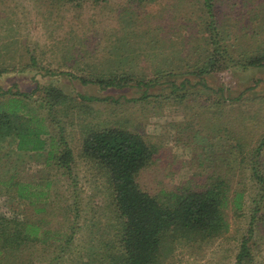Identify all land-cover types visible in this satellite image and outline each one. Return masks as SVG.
Segmentation results:
<instances>
[{
	"label": "rangeland",
	"instance_id": "obj_1",
	"mask_svg": "<svg viewBox=\"0 0 264 264\" xmlns=\"http://www.w3.org/2000/svg\"><path fill=\"white\" fill-rule=\"evenodd\" d=\"M205 3L0 0V88L31 94L28 105L33 108L40 96L43 100L45 87L60 90L66 99L54 108L56 120L53 126L49 118V131L59 139L58 127L64 128L75 158L68 174L47 162L46 151L18 157L8 155L14 147L11 139L0 142V171L42 188L50 183L43 188L46 204L0 196L1 217L37 222L43 232L49 231L46 243L24 247L17 264H88L101 252V234L111 232L116 219L111 190L103 172L79 157L84 130L99 124L139 130L155 144L154 164L139 179L150 190L203 184L210 173L224 168L230 169L233 189L244 193V208L235 210L230 204L226 211L227 234L210 242H176L164 264H235L245 238H251L252 264H264V190L244 158L264 134V67H228L220 59L210 63V73L193 74L211 54V36L234 59L264 55V0H212L214 18L207 15ZM215 20L218 31L211 25ZM185 73L194 86L184 103L155 96L137 100L142 90L133 84L155 77L167 81L170 75L182 79ZM121 77L130 86L80 82ZM167 86H156L152 93L167 91ZM42 115L47 113L42 110ZM226 125L232 135L221 132ZM238 135L241 148L233 140ZM50 136L42 137L49 143ZM42 206L46 211H35Z\"/></svg>",
	"mask_w": 264,
	"mask_h": 264
},
{
	"label": "trees",
	"instance_id": "obj_2",
	"mask_svg": "<svg viewBox=\"0 0 264 264\" xmlns=\"http://www.w3.org/2000/svg\"><path fill=\"white\" fill-rule=\"evenodd\" d=\"M205 2L207 15L214 18L212 0ZM215 22L216 20L212 21L211 25L217 30ZM209 42L212 51L208 60L193 72L198 77L210 73L213 68L210 63L220 59L228 67H264V55L238 60L215 37L211 36ZM185 75L188 74L180 75L182 79L170 75L173 78L162 82L155 77L142 80L132 87L142 90V95L137 100L155 96L166 101L174 98L184 103L190 93V86H194L192 78ZM1 76L3 73H0ZM80 82L101 88L130 86L123 83L122 77L80 79ZM164 84L168 85L167 91L157 89L163 92L156 95L152 93L156 86L161 87ZM38 90L42 93V88ZM43 93V100L40 96L39 104L33 108L28 105L33 97L31 94L0 88V142L11 139L14 147L8 155L16 154L18 157L23 153L46 151L47 162L52 160L58 168L69 174L75 158L66 136L63 135L64 128L58 127L60 135L56 139L55 133L52 135L53 132L49 131L51 127L48 124L50 117V121H54L52 125L55 124L54 108L62 104L66 97L53 86L45 87ZM80 97L87 101H101L93 96ZM42 110L47 113L46 116L42 115ZM220 130L232 135L229 125L220 127ZM48 133L51 136L49 143H46L42 136ZM82 139L79 157L93 163L103 172L111 190L110 202L116 216L115 222L111 224V232L105 231L101 234V243L97 246L101 252L96 251L95 260H90L88 264H164L176 242L203 243L222 238L230 229L226 212L229 205L232 204L235 210L244 208V193L233 189L228 178L230 169L223 168L210 173L203 184L182 182L172 189L162 187L156 190L144 187L139 179L142 172L154 164L158 150L139 130L99 124L96 127H87ZM233 140L241 148V136H234ZM248 153L244 158H247L252 177L259 184L260 190H264V134ZM224 160L222 158L221 161ZM44 186L49 188L50 183ZM43 188L39 184L20 180L15 173L8 175L0 171V196L10 195L27 200L31 205L46 204L48 193ZM258 210V206L253 209V221ZM35 211L43 212L46 208L42 206ZM48 233L49 231L43 232L41 224L37 222L0 216V264L8 263L12 259L13 264H17L16 259L19 257L16 256L24 247L46 243ZM250 241L251 238L241 241L235 264H252Z\"/></svg>",
	"mask_w": 264,
	"mask_h": 264
}]
</instances>
